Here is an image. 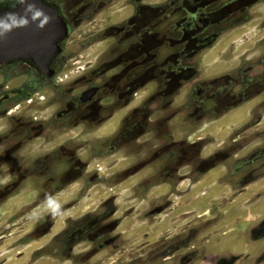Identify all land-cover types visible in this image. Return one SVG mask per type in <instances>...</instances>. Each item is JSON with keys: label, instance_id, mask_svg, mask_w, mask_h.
<instances>
[{"label": "rangeland", "instance_id": "obj_1", "mask_svg": "<svg viewBox=\"0 0 264 264\" xmlns=\"http://www.w3.org/2000/svg\"><path fill=\"white\" fill-rule=\"evenodd\" d=\"M66 1L76 8L73 0ZM169 1L148 0L150 15L168 13ZM175 1L173 15L158 29H167L185 7L202 13L209 9L204 3ZM220 3L208 31L181 28L169 42L150 37L156 45L144 49L142 69L137 67L141 49L130 46V39L119 43L108 27L126 14L122 1L88 17L76 8L63 42L67 77L59 84L69 117L87 86L74 85L82 71L78 65L86 66L91 82L128 74L133 88L129 85L122 95L103 90L80 111L81 117L64 126L52 120L62 105L57 91L40 82L37 69L20 62L7 66L12 72L0 66V83L15 98L5 103L14 121L29 120L34 126L32 133H11L0 144L1 153L22 140L20 150L0 165V264H264V238L257 242L264 229V175L256 188L250 185L242 194L246 184L264 174V157L261 163L256 160L257 150L264 153V98L259 95L264 0H256L255 12L249 8L238 20L224 19L227 10ZM140 71L143 76L136 78ZM216 78L222 81L212 88L217 96L244 89L243 95L216 104L212 98L213 104L202 102L193 110L194 89ZM30 87L25 101L21 95ZM10 122L0 114V135ZM243 198L252 200L246 207L256 204V219L255 209L246 208L250 216L242 226ZM55 203L60 211L54 216ZM112 206L117 211L111 220L126 219L115 231L93 239L99 229L87 222L109 217ZM223 231L224 237L250 231L256 255L243 259L244 254L227 248L212 255L205 244ZM111 237V244L98 248Z\"/></svg>", "mask_w": 264, "mask_h": 264}, {"label": "flooded vegetation", "instance_id": "obj_2", "mask_svg": "<svg viewBox=\"0 0 264 264\" xmlns=\"http://www.w3.org/2000/svg\"><path fill=\"white\" fill-rule=\"evenodd\" d=\"M24 1L25 0H6V1L3 0L2 2H0V11L1 12L14 11L21 4H23ZM73 1L75 2V7L77 9L71 6L70 3L66 0H42L43 3L53 6L54 8L58 10V14L64 19V21L67 24L68 33L72 28L71 24H72V18L74 17L75 9L77 10L76 12L78 14H81L84 16L87 14V17H88L89 15H94L95 13L97 14L102 13L103 7H105L108 3H111L112 5H115L119 1H122L124 3L121 8L126 10V14L124 16L122 15L118 19L115 18L114 20H112L111 21L112 24H110L108 27L109 28L111 27L110 30L112 31V36L114 37L118 36L119 43L121 44L125 43L126 41L130 39L132 43L130 46H135L136 48L141 49L140 53L142 55L140 56V63L137 65V67H140V69L145 68L146 63H147L146 61L147 56L145 54L147 52L144 51V49H146L147 47L151 45H156L155 43L152 42L150 37H154L158 39L162 37H166V42H169L171 40L170 38H172V36L174 35V32L182 31L181 28L188 30V31H204V32L208 31L217 21V11H216L215 4L218 5L220 1H221L220 3L221 6L227 10L225 15H223V18L227 20L229 19L238 20L240 16L246 17L249 13H245V12L248 11L249 8L253 9V12H255V8H256V0H220V1L219 0H188L190 3H193L194 5H199V4L204 3L207 5L209 9L205 13H202V12L194 11V9L190 10L189 8L185 7L183 8V11H184L183 15L180 18H177V20H174L172 23H170V26H168L167 29H163V28L158 29V26L161 24V21H164L173 15V12H174L173 8L176 7L177 5L175 0L169 1L170 10L168 13L163 14V16H158L156 14L150 15V12H149L150 8L148 5V0H92L91 3L89 2L90 0L89 1L88 0H73ZM86 10H87V13L85 12ZM150 21L152 23L151 27H150ZM64 41L65 40H63L60 43L59 53L52 60L50 65L47 67H41L35 61L31 59H26L24 57L8 58L9 56H8L7 51L4 52L6 54V58L3 60H0V66H3L2 69H5L4 70L5 72H8V71L12 72L10 70L11 68L7 66L16 64L19 62L22 64L24 63L29 64L30 67L38 70L39 79L41 83H43L42 81H44L46 86L55 88V90L57 91V97H58L57 100L62 103L64 101L63 96L65 94H62L63 96L61 95L63 91L59 89V87H61V85L59 84H60V80H64L63 78L67 77L66 72L63 71V69L66 66L64 62V57L62 56L63 48H64V44H63ZM76 62L77 61H73L72 63L75 64ZM99 63L100 61L97 64ZM91 66L93 65H90L87 68L89 69ZM78 67L79 69H82V71H80L79 76L76 78L74 85H87V86L80 93L77 99V104H74L75 113L71 114L70 117H69V114H67L66 112V110L69 108L68 105H66L65 103H62V105L60 104V106H58L57 108L58 110L54 113L52 120H58L57 122L61 126H64L63 125L64 123L68 124V122L73 121L74 118L76 117H81V116H78L80 111L84 108L87 109V107H89V105L95 101L98 93L102 92L103 90L108 89L109 91H111V93L109 92L110 94L115 95L118 93V95H122L124 94L125 90L128 91L129 85L132 87V83H133L132 79L126 78L128 74H124V75L121 74L119 80H111L110 78V80H107L105 82L97 83V82H91V80L93 79L91 78V76H89L90 72L83 71V70H86V66L84 67V66L78 65ZM142 74H143V71L137 72L136 78L142 77L143 76ZM53 80L56 81L57 83H55ZM198 80L199 79H196V81ZM111 81L115 82L114 87H112V85L110 84ZM210 82H211V85L209 84V86H197L194 89L195 95L192 99L193 110L194 108L195 110L199 108L202 102H205V104H207L208 102L210 103L212 102L213 104L212 98L214 99V102L216 104L217 102L219 103L224 97H228V98L230 97L231 100H238L240 94L243 95L244 93V89H242L240 92L233 94V95H231V93H229L228 91V94H222V96L220 95L217 96L215 92L212 91V88L213 87L215 88L217 84H219V82H222L221 78L212 79ZM235 83L236 82L233 81V84ZM28 85H31V82ZM116 85L118 87H116ZM259 86H260L259 90L261 92V93L259 92L260 93L259 95H262V98H264L262 94L264 93V77H262L259 80ZM5 87L6 85L0 83V91L2 90V95L0 96V114L7 116V117L9 116L12 122L8 124V127H9V128L7 127L8 131L0 135V144L3 143L5 141L4 138L10 135L11 133L19 135L21 131L23 132L28 131V133H32V131L34 130V126L31 124L29 120H26L24 123H22L20 119L16 118L14 121V117H12L13 109L11 106L5 103L10 102V101L13 102L15 101L14 100L15 98H13L14 96L11 95L9 92L4 91ZM92 89L94 90L92 91ZM32 90L33 88L30 87L29 90H25L24 93L22 92L23 94L21 96H23V98L28 97L29 95H31ZM59 90L61 93L59 92ZM28 99L29 98H26L25 101H27ZM31 101L32 100H30L29 102ZM29 102L27 105H23L22 108L26 106L28 107L30 104ZM28 111L30 110H26V112ZM256 123H258L257 120H256ZM24 127L25 129H23ZM21 141L22 140L18 141L17 143L11 144L7 149L1 151L0 165H3L4 163L3 160L6 155L7 156L11 155V153L17 150L18 147H19L18 150H20ZM256 154H257L256 160L258 159L257 161L261 163L260 160L262 156L264 157V153L263 152L260 153V150H257ZM263 164H264V160H263ZM168 169L169 167H166L165 170H168ZM263 175H264L263 173L258 175L256 180L260 179V177H262ZM2 191L3 189L0 190V194H2ZM2 202H3V199L1 198V195H0V205ZM112 207L113 208L110 209L108 212V216L112 213H116L117 211L116 207L114 206ZM122 216H120L119 218H121ZM125 219L126 218L124 217L123 221ZM261 219L264 221V217H262ZM121 221H114V219L111 220V216L106 217L105 219L104 217H100L99 219L92 217L91 220L87 222V225H89L90 228L93 227V228L99 229V231H93L92 233L93 239L98 240L101 237L107 235L109 232L115 231L117 227L122 225L123 221L122 222ZM261 230L263 231L258 234L259 236L257 237V242H260L264 238V229H261ZM77 234H79V231L77 232ZM113 240H114L113 237L105 239L104 241L98 244V248L103 250L105 248V245L111 244Z\"/></svg>", "mask_w": 264, "mask_h": 264}, {"label": "water", "instance_id": "obj_3", "mask_svg": "<svg viewBox=\"0 0 264 264\" xmlns=\"http://www.w3.org/2000/svg\"><path fill=\"white\" fill-rule=\"evenodd\" d=\"M7 14H12L17 21L23 18L26 23L12 27L5 37L0 38V60L6 58L4 52L7 51L8 58L24 57L41 67L49 66L68 34L67 24L58 10L42 0H25L14 11H0V19L11 23Z\"/></svg>", "mask_w": 264, "mask_h": 264}, {"label": "crops", "instance_id": "obj_4", "mask_svg": "<svg viewBox=\"0 0 264 264\" xmlns=\"http://www.w3.org/2000/svg\"><path fill=\"white\" fill-rule=\"evenodd\" d=\"M250 185H254L253 187L256 188V178L253 179L251 182H249L248 185L246 184V187H244L245 190L242 191L243 195L247 194V192L249 190L248 188ZM239 194H241V193H239ZM240 201H242V202H240V204H243V220H244V222L242 223V226H243L244 224H246V221L249 220L248 217L250 216V215H248V217L246 218L247 213H245V209L251 207V206L246 207V205L244 203H247V201H252V200L249 198H243ZM251 208H253V210L255 209V211L253 212V219H256V204L254 205V207H251ZM251 226H253V225H251ZM224 233H225V231L220 232V233H218V236H219V234H221L220 237L214 236V237L210 238V240H207V243L205 244V246L208 249H211L212 252H214L212 255L215 254V250L217 251V250H221L223 248H227L228 250H231V252H233V253L244 254L243 255L244 257H242L243 259H245V257L248 254L256 255V239L250 237V235L248 234V233H250V231L249 232L246 231L245 233L242 232V233H239L237 235L236 234L230 235V236L226 235V237L223 236ZM239 261L236 262V264H240ZM209 263L214 264V262H212V260H210ZM244 263H245V261H243L241 264H244Z\"/></svg>", "mask_w": 264, "mask_h": 264}, {"label": "clouds", "instance_id": "obj_5", "mask_svg": "<svg viewBox=\"0 0 264 264\" xmlns=\"http://www.w3.org/2000/svg\"><path fill=\"white\" fill-rule=\"evenodd\" d=\"M7 15L11 19V23H6L3 21V19H0V38L5 37L12 27L23 26L26 23V21L23 18L17 21L12 14H7ZM59 211H60V205L58 203H55V206L52 208V214L55 216L59 213Z\"/></svg>", "mask_w": 264, "mask_h": 264}]
</instances>
